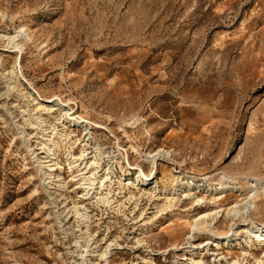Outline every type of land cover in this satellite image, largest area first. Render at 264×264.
Returning <instances> with one entry per match:
<instances>
[{"label":"rangeland","instance_id":"374dc122","mask_svg":"<svg viewBox=\"0 0 264 264\" xmlns=\"http://www.w3.org/2000/svg\"><path fill=\"white\" fill-rule=\"evenodd\" d=\"M52 137L56 160L40 170ZM86 138L85 160L99 147L112 171L102 193L84 195L73 163ZM157 151L168 156L136 186ZM254 179L264 185V0H0V264H264L257 240L242 255L264 188L232 217Z\"/></svg>","mask_w":264,"mask_h":264},{"label":"bare ground","instance_id":"6f19581e","mask_svg":"<svg viewBox=\"0 0 264 264\" xmlns=\"http://www.w3.org/2000/svg\"><path fill=\"white\" fill-rule=\"evenodd\" d=\"M15 38V36H10L8 37L9 40H12ZM18 47V45H15V48ZM18 49V48H17ZM37 100V98H35ZM43 103H47V104H50L52 102H55L56 99H46V100H41ZM37 102V101H36ZM41 104V102H40ZM42 105V104H41ZM52 108V105L49 106V109ZM67 114V112H66ZM65 115V112L62 113V117ZM40 116L37 117V119L39 118ZM31 118V117H30ZM61 118V117H60ZM72 120L74 121V123H70V126H73L74 124L77 125V124H80L81 121L75 119V118H72ZM43 122V121H42ZM41 121H36L34 124H36V127H40L41 124H42ZM68 122H62V125L65 126ZM55 134H58V137L61 138V137H64L63 140H65L66 138H68L69 135L65 136L66 134H61V133H55ZM44 136V135H42ZM41 136V137H42ZM86 136V134H85ZM57 137V136H56ZM56 137H52V138H47V139H41V147L40 149H44V156L41 157L43 158L42 161H40L39 159H37V162H38V166L40 167V170H42L43 168V164L44 163H47V162H50L51 160H56L54 157H55V150L58 148V142H55L54 141V138ZM69 140V139H68ZM88 140L89 138H86V139H83V144H82V147H81V150H80V155L78 156V159H76L73 163H76V161L80 160V163H84V166L77 170V171H81L80 175L83 176L81 178V185H84L83 187V191L85 192L84 195H87L89 194L90 190H92L94 192V190H97L99 191L100 190V193L102 189H105L108 185L111 184V181L112 180V177L109 175L110 174V168L108 166V163L104 165H102L101 161L102 160V154L103 152L99 149V147H96L94 148V154L93 156L89 157L90 160L86 161L84 156L87 155V153L85 152V149H83V146L86 144H88ZM65 144H68V141L65 142ZM71 145V143H70ZM66 146V145H65ZM59 149V148H58ZM70 153V151L68 152ZM70 156H72V154H70ZM157 156H168V154L166 153L165 155L164 154H160L159 151L155 152L154 154H150L148 153V156H147V160H149L151 163V166H152V170L150 171L149 174L145 175L142 171V169L139 167L138 168V176H136V181L137 183H135L136 186H140L141 188L145 189V187L149 184L148 182L153 180V178L155 177V172H156V169H157V166H156V157ZM104 162V161H103ZM107 162V161H106ZM69 168H71V164L70 162H67ZM105 163V162H104ZM54 165H58L57 162L53 163L52 165H48V167L50 168L51 171H53L54 169L52 168ZM107 166V167H106ZM59 168L61 169L62 166L59 165ZM103 171V172H102ZM112 173V171H111ZM49 175H51V173H49ZM79 175V174H78ZM58 177L60 176V173L57 175ZM78 177V176H77ZM132 184L133 182H129L127 181L126 185L128 184ZM228 183L229 181H224V182H219L218 183V188L216 190H223L225 188H228ZM134 184V183H133ZM190 183H186V186L188 188H190ZM248 185V184H247ZM262 186L264 188V185H263V182L260 181V180H257V179H254V181H252L249 185H248V189H249V196L247 197V199L243 202L242 206L239 208L237 207V209L235 211L232 212V217L235 218L237 216H247V213L251 210V207L253 206L252 204V201H253V198L257 195L256 192V187L257 186ZM110 188V187H109ZM109 193H110V190L108 189L107 190ZM106 191V193H107ZM105 193V194H106ZM98 194V193H96ZM189 194H185V196H188ZM133 196V194L131 195V197ZM100 198V197H99ZM100 200L102 202H106V203H109V199L108 197L106 196H102L100 198ZM171 202V199H168L167 200V203L170 204ZM196 205H201L202 203V198H196L195 201ZM76 204V203H75ZM75 207V206H74ZM254 207V206H253ZM75 213H79V209L77 207H75ZM216 214V211L212 212V211H208V212H204V213H196L192 219H193V224L191 225V230H190V235H189V238H193L194 237V232L196 231H200L201 228L208 224L210 221H213L215 219L214 215ZM79 215V214H78ZM82 215V214H81ZM83 217V216H82ZM251 226L248 227L245 231H246V238H245V242H246V247L245 249L242 251V255H250V253H248V248H250L252 246V241L253 239L254 240H257V242L259 244H262V246H264V225H261V224H255V223H250ZM204 228V227H203ZM210 230V229H208ZM213 235L217 234V233H212ZM221 235L220 234H217V237H214V240L218 239V237H220ZM231 236H236L235 233H231L225 237H222V239L226 242V245L228 246V244L233 240V238H230ZM237 240V239H236ZM189 243L188 244V248H191V250H189L190 252H192L193 250L197 249L196 246H194V244L192 242H187ZM216 245H218V243H216ZM188 251V252H189ZM264 251V250H263ZM106 252L104 251L102 253L105 254ZM254 258V257H253ZM191 261L195 262L196 264H208L207 262H205L204 260H198V261H194L193 259H191ZM236 260H234L232 263H229V264H233L235 263ZM213 262H215V259H213ZM261 259L259 258H254V263L255 264H261ZM216 263V262H215Z\"/></svg>","mask_w":264,"mask_h":264}]
</instances>
